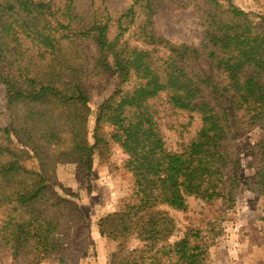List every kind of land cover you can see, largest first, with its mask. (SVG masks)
Returning a JSON list of instances; mask_svg holds the SVG:
<instances>
[{
    "label": "trees",
    "instance_id": "obj_1",
    "mask_svg": "<svg viewBox=\"0 0 264 264\" xmlns=\"http://www.w3.org/2000/svg\"><path fill=\"white\" fill-rule=\"evenodd\" d=\"M127 2L113 8L108 0H0V86L8 119L0 126V262L78 264L84 255L73 235L86 220L55 167L76 164L90 192L94 157L105 158L112 145L133 183L120 209L97 221L100 236L118 246L109 264L156 255L168 264H208L216 225L187 227L170 241L176 226L169 212L186 213L189 198L210 208L235 207L242 164L231 123L243 120L262 132L250 191L264 199L258 16L233 0H191L200 45L175 44L155 31L154 18L164 6L184 8V0ZM200 60L225 84L190 70ZM93 75L116 78L117 85L90 129ZM160 96L186 114L188 125L198 120L194 137L175 151L159 130L154 101ZM132 239L141 246L129 249Z\"/></svg>",
    "mask_w": 264,
    "mask_h": 264
},
{
    "label": "rangeland",
    "instance_id": "obj_2",
    "mask_svg": "<svg viewBox=\"0 0 264 264\" xmlns=\"http://www.w3.org/2000/svg\"><path fill=\"white\" fill-rule=\"evenodd\" d=\"M113 8L128 5L127 0H108ZM184 8L173 5L164 6L154 18L155 31L175 44L199 46L201 42V27L199 16L194 10L191 0H184ZM238 8L258 16L255 19L259 28H264V0H233ZM166 56V53H162ZM92 64L91 58L88 59ZM190 70L204 76H213L220 84H225L222 77L212 72L209 64L200 60L191 64ZM117 79L101 75L90 76L92 112L89 120L91 129L98 106L116 88ZM159 112L158 126L163 135L168 150H178L181 143L189 142L195 135L198 120L188 125L186 114L175 111L165 101L164 96L154 101ZM241 115V114H240ZM8 122L5 112V97L0 86V126ZM234 137L233 147L238 154L242 170L240 187L236 196V205L232 209L222 210L219 204L207 207L202 202L189 198L186 213L169 212L175 221L174 237L179 238L187 227H198L208 231V222L217 227L218 237L208 250V264H264V199L250 191L256 180V170L253 167L255 147L262 132L256 127H246L245 121L240 124L231 123ZM124 155L115 145L111 146L109 154L104 158L94 157L90 192L84 175L76 164H57L55 173L59 184L69 193L76 196L86 222L78 227L73 235L76 250L84 255L78 264H109L112 255L118 250L115 241L101 237L97 229V221L118 211L121 202L131 191L133 179L122 168ZM57 192L60 191L55 188ZM141 246L139 242L130 240L129 249ZM150 256V255H145ZM0 264H12L11 258L3 259ZM42 264H58L55 259H49ZM138 264H168V261L155 257L139 261Z\"/></svg>",
    "mask_w": 264,
    "mask_h": 264
}]
</instances>
